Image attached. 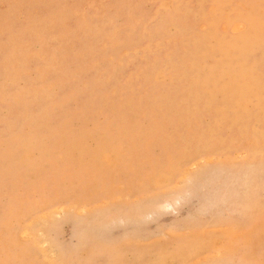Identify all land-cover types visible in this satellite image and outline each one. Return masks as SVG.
Masks as SVG:
<instances>
[{
	"label": "rangeland",
	"instance_id": "1",
	"mask_svg": "<svg viewBox=\"0 0 264 264\" xmlns=\"http://www.w3.org/2000/svg\"><path fill=\"white\" fill-rule=\"evenodd\" d=\"M0 264H264V0H0Z\"/></svg>",
	"mask_w": 264,
	"mask_h": 264
},
{
	"label": "bare ground",
	"instance_id": "2",
	"mask_svg": "<svg viewBox=\"0 0 264 264\" xmlns=\"http://www.w3.org/2000/svg\"><path fill=\"white\" fill-rule=\"evenodd\" d=\"M155 18V17H154ZM171 19V18H170ZM153 20V19H152ZM202 28V27H201ZM160 47V46H159ZM158 74V73H157ZM156 75V74H155ZM151 79H153V78H151Z\"/></svg>",
	"mask_w": 264,
	"mask_h": 264
}]
</instances>
